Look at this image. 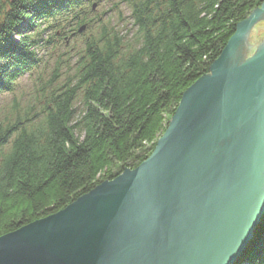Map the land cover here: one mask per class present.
<instances>
[{"label": "trees", "instance_id": "obj_1", "mask_svg": "<svg viewBox=\"0 0 264 264\" xmlns=\"http://www.w3.org/2000/svg\"><path fill=\"white\" fill-rule=\"evenodd\" d=\"M119 3L136 30L129 41L92 11L93 0H0V97L39 74L40 51L68 49L87 26L67 66L73 74L56 85L58 65L33 105L16 95L0 121V237L146 161L184 93L264 0ZM235 264H264V213Z\"/></svg>", "mask_w": 264, "mask_h": 264}, {"label": "water", "instance_id": "obj_2", "mask_svg": "<svg viewBox=\"0 0 264 264\" xmlns=\"http://www.w3.org/2000/svg\"><path fill=\"white\" fill-rule=\"evenodd\" d=\"M263 19L264 4L184 93L146 161L0 237V264H235L264 213V43L242 64Z\"/></svg>", "mask_w": 264, "mask_h": 264}, {"label": "rangeland", "instance_id": "obj_3", "mask_svg": "<svg viewBox=\"0 0 264 264\" xmlns=\"http://www.w3.org/2000/svg\"><path fill=\"white\" fill-rule=\"evenodd\" d=\"M120 0H93V3L97 4L95 11L96 15H99L107 21L110 20L111 27L115 32L119 33L120 36L124 37L125 40H131L135 34V29L132 27L130 12L127 8L119 3ZM44 34L43 37H45ZM87 32L83 35L75 36L70 40L68 49H60V51L54 52L51 47L46 48L45 51H40L39 54L42 58L39 74H34L32 77L24 76L17 85L16 92L14 94H4L0 97V121L9 111V104L17 95L18 100L21 101L22 106H29L34 104V96L36 89L40 85H47L51 79L54 70L60 67L59 78L56 85L62 84L71 76L73 72L67 73V66L73 69L75 63V52L81 50L84 37ZM264 43V19L259 21L249 33L248 48L242 51V64L250 61L259 47ZM66 54V55H65ZM66 60L65 63H57V61Z\"/></svg>", "mask_w": 264, "mask_h": 264}]
</instances>
